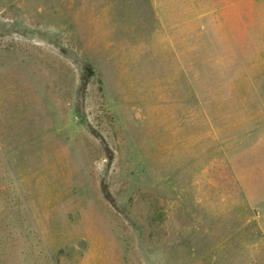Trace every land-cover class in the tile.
<instances>
[{"label": "rangeland", "instance_id": "rangeland-1", "mask_svg": "<svg viewBox=\"0 0 264 264\" xmlns=\"http://www.w3.org/2000/svg\"><path fill=\"white\" fill-rule=\"evenodd\" d=\"M0 264H264V0H0Z\"/></svg>", "mask_w": 264, "mask_h": 264}]
</instances>
